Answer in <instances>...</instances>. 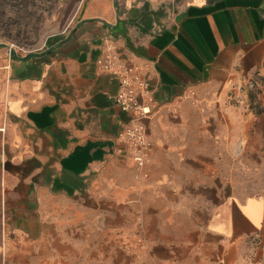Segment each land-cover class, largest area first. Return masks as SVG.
<instances>
[{"label": "crops", "instance_id": "0c3cea01", "mask_svg": "<svg viewBox=\"0 0 264 264\" xmlns=\"http://www.w3.org/2000/svg\"><path fill=\"white\" fill-rule=\"evenodd\" d=\"M75 18L40 51L0 42V264H10L8 251L26 250L30 258L48 251L51 262L54 226L66 233L65 247L85 248L90 243L62 229L71 211L81 212L78 203L108 201L112 216L119 208L127 217L140 198L164 216L157 203L175 196L159 184L173 179L182 150L197 152L194 139L185 150L186 125L193 128L198 113L216 122L241 114L227 97L250 81L260 86L256 116L247 114L258 120L250 133L264 155V0H82ZM109 40L124 61L143 65L155 89L146 123L151 176L143 184L134 179L129 153L119 152L133 112L112 101L120 81L96 64ZM189 91L194 99L186 98ZM213 131L221 139L243 136ZM200 210L188 226L149 230L148 249L132 261L249 264L248 241L264 243V195L227 197ZM158 247L172 254L160 256ZM255 262L264 264V255Z\"/></svg>", "mask_w": 264, "mask_h": 264}, {"label": "rangeland", "instance_id": "374dc122", "mask_svg": "<svg viewBox=\"0 0 264 264\" xmlns=\"http://www.w3.org/2000/svg\"><path fill=\"white\" fill-rule=\"evenodd\" d=\"M81 6L82 0H0V42L25 51H40L51 37L73 27L71 21H77L75 17ZM259 93L260 89L242 85L231 90L227 97L230 108L240 109L241 114L216 122L198 113L192 118L193 128L186 125L185 150L188 151L187 145L191 146L194 139L196 148L192 150L197 152L190 154L182 150L172 166L173 179L159 184L164 195L175 196L172 205L157 203L164 216L154 211V203H142L140 198L136 200L138 210L127 217L119 208L112 216L114 205L108 201L78 203L81 212L71 211L68 226L62 229L69 228V238L73 241L90 243L86 244L87 248L65 247L60 238L66 233L57 234L58 227L54 226L51 262L45 258L48 251H32L35 258H30L26 250L8 251L9 263L67 264L63 259L69 254V264H136L131 257L148 249L149 230L158 234L156 230L165 224L171 228L188 226L200 218L201 208L213 207L227 197L264 195V155L261 158L257 155L256 137L250 133L258 120L247 117L251 113L256 116ZM217 127L242 132L243 136L221 139L214 134ZM259 150L264 151V139ZM133 171L137 183L147 182L137 178L134 168ZM166 204L172 208H165ZM248 245L249 264H255L256 257L263 258L264 243L256 245V241L250 240ZM156 250L160 256L172 254L163 247Z\"/></svg>", "mask_w": 264, "mask_h": 264}, {"label": "built area", "instance_id": "2783aa9c", "mask_svg": "<svg viewBox=\"0 0 264 264\" xmlns=\"http://www.w3.org/2000/svg\"><path fill=\"white\" fill-rule=\"evenodd\" d=\"M96 64L99 70L110 73L120 81V90L110 97L112 101L123 111L133 112L131 121L120 134L124 147L120 148L119 152H128L137 178L148 180L151 176L148 166L152 161L154 145L148 136L146 123L154 114L149 101L155 89L143 76V65L124 61L119 54L117 43L113 40L107 41L105 52ZM248 85L256 90L260 89L258 81H250ZM187 97L194 99L196 94L189 91ZM172 114L178 115L177 107H174Z\"/></svg>", "mask_w": 264, "mask_h": 264}]
</instances>
